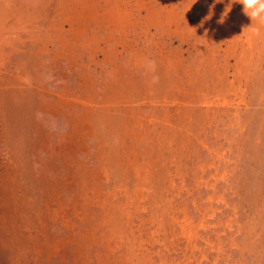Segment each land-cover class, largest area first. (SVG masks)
Segmentation results:
<instances>
[{
  "label": "rangeland",
  "instance_id": "rangeland-1",
  "mask_svg": "<svg viewBox=\"0 0 264 264\" xmlns=\"http://www.w3.org/2000/svg\"><path fill=\"white\" fill-rule=\"evenodd\" d=\"M254 23L234 0H0V264H264Z\"/></svg>",
  "mask_w": 264,
  "mask_h": 264
},
{
  "label": "clouds",
  "instance_id": "clouds-1",
  "mask_svg": "<svg viewBox=\"0 0 264 264\" xmlns=\"http://www.w3.org/2000/svg\"><path fill=\"white\" fill-rule=\"evenodd\" d=\"M234 2L242 6L243 14L251 22H255L251 26V33L254 36H259L261 29L264 28V0H234Z\"/></svg>",
  "mask_w": 264,
  "mask_h": 264
}]
</instances>
